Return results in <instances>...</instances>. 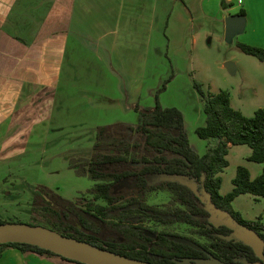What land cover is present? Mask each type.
Instances as JSON below:
<instances>
[{
  "label": "rangeland",
  "instance_id": "1",
  "mask_svg": "<svg viewBox=\"0 0 264 264\" xmlns=\"http://www.w3.org/2000/svg\"><path fill=\"white\" fill-rule=\"evenodd\" d=\"M191 1L188 12L180 0H127L123 6L126 13L123 11L122 16L112 13L114 2L107 9L102 6L111 9L112 27L116 22L114 18L121 16L116 22L121 27L119 41L111 44L107 38L105 44L109 53L106 54H102L103 46L96 47L98 55L106 62H100L96 55L75 54L71 59L74 66L69 67L67 62L63 71H66L65 81L69 78L71 85L62 86L66 89L65 95L57 96L49 127L39 128L26 150L15 157L2 158L0 153V221L3 224L42 226L40 212L32 214V201L39 188H47L72 202L92 201L93 196L87 192L95 182L75 174L69 162L92 155L98 127L136 125L138 114L133 110L136 104L141 108H153L157 101L162 108L179 110L189 147L199 156L204 155L214 141L201 140L195 134L196 128L205 125L203 103L195 84L201 85L204 93L227 91L231 107L245 117H252L256 110L264 108V63L237 48L239 43L253 46L254 40L262 39L258 34H251V1L206 0L205 13L199 11V0ZM238 6L249 7L248 24L244 30L235 27L228 35L225 19L239 13L242 9ZM227 63H231L232 72L225 68ZM163 86L165 91L159 92ZM94 93L104 96L103 103L109 106L91 103L89 95ZM5 138L6 134L0 132V147ZM20 142L17 141V145ZM250 154L247 146L229 149L228 167L219 175L221 195L232 190L238 167L247 169L251 179L262 173L264 163L248 161ZM136 168L129 164L118 166L116 170ZM157 182L151 178L150 184ZM191 186L207 209L201 187L192 181ZM131 190V184L122 182L114 188V193L125 195ZM128 198L126 196L120 204H125ZM94 203L105 204L102 200ZM146 204L168 210L172 197L168 192H151ZM232 207L244 220L260 218L264 225V198L241 195L233 201ZM101 226L106 236L116 237V228ZM141 226L145 232H164L192 246L208 242L195 228L183 223L162 224L148 220ZM229 238L241 239L235 233ZM49 260L68 264L56 258Z\"/></svg>",
  "mask_w": 264,
  "mask_h": 264
},
{
  "label": "trees",
  "instance_id": "2",
  "mask_svg": "<svg viewBox=\"0 0 264 264\" xmlns=\"http://www.w3.org/2000/svg\"><path fill=\"white\" fill-rule=\"evenodd\" d=\"M238 16L244 17L245 14L241 10ZM237 48L264 63V48L240 43ZM194 87L201 95L205 114V125L196 128L195 134L201 140L214 141L204 155L199 156L190 149L179 110L162 108L157 101L153 108H141L136 104L133 106L138 114L136 125L98 127L90 158L72 159L69 162L75 174L95 182L87 192L93 196L92 201L72 202L47 188L37 190L32 201V214L40 212L44 221L42 226L63 236L150 264H177L184 259L209 257L225 263L241 264L240 260H244L249 264H264L243 242L226 240L232 234L231 230L209 224V213L188 186L177 181L150 184L151 178L157 177L191 180L209 195L210 203L216 209L253 230L264 242V225L260 218L246 221L232 207L233 201L241 195L264 198V169L258 177L251 179L247 169L238 167L232 180L233 188L226 195L220 194L219 176L228 167L226 157L234 146H247L251 150L248 161L264 163V108L256 110L252 117H245L231 107L227 91L211 94L204 93L199 84ZM163 91L165 86L159 92ZM129 164L138 168L116 170L118 166ZM122 182L131 184L129 194L114 193V188ZM155 191L171 194L172 204L168 210L146 204L147 195ZM126 196L129 200L120 204ZM98 200L105 204H95L94 201ZM148 220L189 225L208 242L195 243L197 248H194L176 241L177 236L145 232L141 224ZM101 225L116 228V237L106 236ZM8 248L24 255L80 264L26 244L0 245V259Z\"/></svg>",
  "mask_w": 264,
  "mask_h": 264
},
{
  "label": "crops",
  "instance_id": "3",
  "mask_svg": "<svg viewBox=\"0 0 264 264\" xmlns=\"http://www.w3.org/2000/svg\"><path fill=\"white\" fill-rule=\"evenodd\" d=\"M180 1L189 12L191 0ZM249 1L251 34L262 37L254 40L253 46L264 48V0ZM112 2L115 3L112 13L122 16L127 0H0V132L6 134L0 147L2 158H13L24 152L38 129L49 127L55 114L56 98L65 95L66 89L62 86L71 85L70 79L65 81L63 77L65 63L73 67L71 59L78 53L88 57L96 55L100 62H106L98 55L97 45L103 46L102 54L109 53L105 40L109 38L111 44H116L121 36V27L116 23L121 16L114 18L116 22L112 27L111 9L106 10ZM205 3L206 0L198 3L203 13ZM238 8L245 14L244 30L250 9ZM189 15L191 17V13ZM238 15L233 13L227 18ZM89 99L91 103L109 106L103 103L106 98L99 94H91ZM17 141L22 145H17ZM154 180L167 181L165 177ZM0 264L59 263L8 248Z\"/></svg>",
  "mask_w": 264,
  "mask_h": 264
},
{
  "label": "water",
  "instance_id": "4",
  "mask_svg": "<svg viewBox=\"0 0 264 264\" xmlns=\"http://www.w3.org/2000/svg\"><path fill=\"white\" fill-rule=\"evenodd\" d=\"M243 29L244 19L241 16H233L226 19V32L228 35L235 28ZM225 68L230 72L233 71L231 63H227ZM167 181H177L181 184L188 186L195 195L203 203L201 196H199L191 186V180L184 177H165ZM183 180V181H182ZM185 181V182H184ZM190 181V182H188ZM203 191V190H202ZM205 199H207V209L210 217L209 224L218 227H226L239 236V241L251 248L254 255L261 261H264L263 247L264 242L257 233L250 230L238 222H236L230 215L216 209L210 203L209 195L203 191ZM226 240H231L226 237ZM238 241V240H236ZM179 242V241H178ZM183 243V242H182ZM4 244H26L34 246L54 255L71 260L80 264H150L135 259L128 258L97 246L91 245L86 242H81L73 238L63 236L51 229L43 226H32L28 224H1L0 225V245ZM187 244V243H186ZM192 246V245H190ZM197 248L196 245L192 246ZM177 264H238L225 263L219 259L209 257L207 259H184L178 261ZM249 264V263H242ZM257 264V263H254Z\"/></svg>",
  "mask_w": 264,
  "mask_h": 264
},
{
  "label": "flooded vegetation",
  "instance_id": "5",
  "mask_svg": "<svg viewBox=\"0 0 264 264\" xmlns=\"http://www.w3.org/2000/svg\"><path fill=\"white\" fill-rule=\"evenodd\" d=\"M222 227V226H221ZM240 263L242 264V262L240 261ZM247 263V262H246Z\"/></svg>",
  "mask_w": 264,
  "mask_h": 264
}]
</instances>
